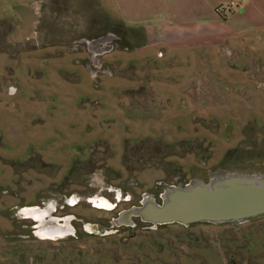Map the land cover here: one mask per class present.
<instances>
[{
  "label": "rangeland",
  "instance_id": "1",
  "mask_svg": "<svg viewBox=\"0 0 264 264\" xmlns=\"http://www.w3.org/2000/svg\"><path fill=\"white\" fill-rule=\"evenodd\" d=\"M36 1L13 13L0 6V264H264V213L164 224L121 218L144 200L161 203L175 186L264 174V61L253 58L250 71L260 84L206 103L205 112L178 98L103 117L98 108L120 103L108 95L70 100L85 91L59 84L71 73L59 51L65 42L86 50L82 38L112 33L119 40L105 45L118 51L126 30L96 8L84 32L67 15L61 26L70 39L45 52L43 41L25 38L35 33L28 20L37 17ZM114 61L121 64L116 56L107 64ZM118 66L87 59L81 79L95 90L121 75ZM45 207L42 221L25 214Z\"/></svg>",
  "mask_w": 264,
  "mask_h": 264
},
{
  "label": "crops",
  "instance_id": "2",
  "mask_svg": "<svg viewBox=\"0 0 264 264\" xmlns=\"http://www.w3.org/2000/svg\"><path fill=\"white\" fill-rule=\"evenodd\" d=\"M30 1L0 0V6L12 7L13 13L17 12L15 7H29ZM232 2V6L217 11L220 5ZM36 4L37 17L33 15L28 20L36 26L35 33L25 38L43 41L40 45L45 52L58 48V41L70 39V34L65 33L71 29L66 31L61 26L67 15L72 22L82 23L80 30L84 32L96 8L107 21L126 30L121 34L126 46L118 51L111 44L105 45L119 40L116 33L82 38L86 50L61 42L66 50L59 51L65 54L60 62L64 60L67 67L63 68L71 73L58 82L77 88V92L85 91L67 97L81 101L84 94L100 102V97L108 95L120 103L117 109L98 108L97 115L107 117L105 113L110 111L129 117L127 111L136 110L141 102L178 98L205 112L210 107L206 103L231 100L251 86L250 82L260 79L250 71L255 69V58L264 61V0H89L84 6L73 0H37ZM76 7L80 9L78 13ZM19 21L26 19L21 16ZM20 22L13 30L20 28ZM115 56L121 58V64H107ZM87 59L98 66H118L121 75L89 90L81 79L86 74ZM105 99L109 101L108 97Z\"/></svg>",
  "mask_w": 264,
  "mask_h": 264
},
{
  "label": "water",
  "instance_id": "3",
  "mask_svg": "<svg viewBox=\"0 0 264 264\" xmlns=\"http://www.w3.org/2000/svg\"><path fill=\"white\" fill-rule=\"evenodd\" d=\"M132 209V214L152 224L254 216L264 213V174L254 177L225 175L208 182L175 186L163 192L161 203L147 199Z\"/></svg>",
  "mask_w": 264,
  "mask_h": 264
},
{
  "label": "bare ground",
  "instance_id": "4",
  "mask_svg": "<svg viewBox=\"0 0 264 264\" xmlns=\"http://www.w3.org/2000/svg\"><path fill=\"white\" fill-rule=\"evenodd\" d=\"M27 211H25V214L29 217H35L37 218L39 221H42L44 219V217H47L46 215H49V213L51 212L50 207H45L42 210H35V209H26ZM133 213V209H129L126 210L122 213L121 218H128L129 215H132ZM49 223V222H46Z\"/></svg>",
  "mask_w": 264,
  "mask_h": 264
},
{
  "label": "built area",
  "instance_id": "5",
  "mask_svg": "<svg viewBox=\"0 0 264 264\" xmlns=\"http://www.w3.org/2000/svg\"><path fill=\"white\" fill-rule=\"evenodd\" d=\"M234 3H230V4H224V5H220L218 8H217V11H222V10H225L227 9L228 7L232 6ZM97 67H101V66H98Z\"/></svg>",
  "mask_w": 264,
  "mask_h": 264
},
{
  "label": "trees",
  "instance_id": "6",
  "mask_svg": "<svg viewBox=\"0 0 264 264\" xmlns=\"http://www.w3.org/2000/svg\"><path fill=\"white\" fill-rule=\"evenodd\" d=\"M230 264H236L235 262L231 261Z\"/></svg>",
  "mask_w": 264,
  "mask_h": 264
},
{
  "label": "flooded vegetation",
  "instance_id": "7",
  "mask_svg": "<svg viewBox=\"0 0 264 264\" xmlns=\"http://www.w3.org/2000/svg\"><path fill=\"white\" fill-rule=\"evenodd\" d=\"M162 198V197H161Z\"/></svg>",
  "mask_w": 264,
  "mask_h": 264
}]
</instances>
